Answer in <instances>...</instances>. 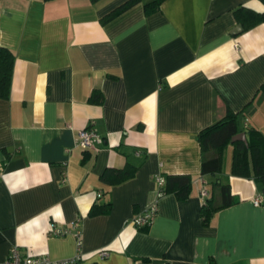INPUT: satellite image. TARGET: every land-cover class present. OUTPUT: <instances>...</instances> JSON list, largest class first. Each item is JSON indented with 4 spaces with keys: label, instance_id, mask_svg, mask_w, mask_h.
Returning a JSON list of instances; mask_svg holds the SVG:
<instances>
[{
    "label": "crops",
    "instance_id": "obj_1",
    "mask_svg": "<svg viewBox=\"0 0 264 264\" xmlns=\"http://www.w3.org/2000/svg\"><path fill=\"white\" fill-rule=\"evenodd\" d=\"M124 1L0 0V46L15 55L0 100V263L13 247L73 257L74 236L50 229L78 223L77 264H264L261 185L231 174V144L220 174L201 175L197 142L228 111L241 113L245 138L251 128L264 137V24L243 31L233 15L264 12V3L165 0L150 16L140 3L100 23ZM93 92L100 104L89 102ZM87 127L101 143L85 150L76 139ZM127 165L132 178L101 179ZM170 175L191 178L187 200L157 197L156 179ZM216 183L239 202L203 226L202 204L220 199ZM153 204L141 231L133 219ZM94 206L110 209L90 216Z\"/></svg>",
    "mask_w": 264,
    "mask_h": 264
},
{
    "label": "trees",
    "instance_id": "obj_2",
    "mask_svg": "<svg viewBox=\"0 0 264 264\" xmlns=\"http://www.w3.org/2000/svg\"><path fill=\"white\" fill-rule=\"evenodd\" d=\"M50 1V0H44ZM100 0H90L95 3ZM165 0H126L119 6L115 7L108 14L100 19L101 24H106L123 12L133 6L143 3L146 16L158 13L161 4ZM264 3V0H261ZM233 15L237 22L248 31L258 25L264 24V12H255L244 6H240L233 11ZM15 62L14 53L0 46V100H7L10 94L11 79L13 65ZM259 92L264 95V83L259 88ZM101 95L93 92L89 98V102L93 104L101 103ZM241 113L227 112L225 117L202 129L197 135V142L201 150V175L216 176L220 174L223 163V152L225 148L231 144L232 146V164L231 174L240 178H252L256 183L261 185V196L264 205V137L257 130L248 129L245 134L247 136L245 145L241 141L231 143L233 137L240 133H244L239 129V116ZM137 168L127 165L122 170H107L101 179L112 185L120 184L132 178ZM218 184L220 188L219 203L212 199L205 200L200 209V219L203 226H207L212 217L219 211L236 205L239 201L232 196L227 184ZM191 192V178L186 175H170L164 177V185L159 188L160 197L173 194L178 201L188 199ZM110 207L94 206L90 212V216H96L109 212ZM149 225L138 228L145 231Z\"/></svg>",
    "mask_w": 264,
    "mask_h": 264
},
{
    "label": "built area",
    "instance_id": "obj_3",
    "mask_svg": "<svg viewBox=\"0 0 264 264\" xmlns=\"http://www.w3.org/2000/svg\"><path fill=\"white\" fill-rule=\"evenodd\" d=\"M94 143H101V138L89 127L80 130L77 133L76 145L81 149H89L92 147ZM156 183L158 184L159 188L164 185V179L162 177H158L156 179ZM201 196L206 198L208 195L205 191H201ZM157 197H160V193L158 191ZM263 202V197L259 196L254 200L255 205H260ZM157 212V207L155 204L151 205L142 213L136 215L133 219V224L137 228H141L147 225H150L154 220ZM51 235L57 237H65L72 234L75 238V246H76V253L73 257L52 261L45 256H30L26 255L23 256L20 254L19 250L16 247H13L7 259L0 264H77L81 261V250H82V240H81V232L78 229V223H73L69 227L65 228H55L52 227L50 229ZM97 255L100 259H105L108 257V252L106 250L98 251Z\"/></svg>",
    "mask_w": 264,
    "mask_h": 264
},
{
    "label": "water",
    "instance_id": "obj_4",
    "mask_svg": "<svg viewBox=\"0 0 264 264\" xmlns=\"http://www.w3.org/2000/svg\"><path fill=\"white\" fill-rule=\"evenodd\" d=\"M237 30H238V32H241V27H238ZM235 141H241L245 145H247V141H246L245 135L243 133H240V134L236 135L235 137H233L232 142H235Z\"/></svg>",
    "mask_w": 264,
    "mask_h": 264
},
{
    "label": "rangeland",
    "instance_id": "obj_5",
    "mask_svg": "<svg viewBox=\"0 0 264 264\" xmlns=\"http://www.w3.org/2000/svg\"><path fill=\"white\" fill-rule=\"evenodd\" d=\"M227 162L225 163V165H224V169H226L227 168V166H229V164H230V155H228L227 156ZM215 192H216V194H218V191L217 190H215ZM220 200V199H219ZM219 200H218V203H219Z\"/></svg>",
    "mask_w": 264,
    "mask_h": 264
}]
</instances>
